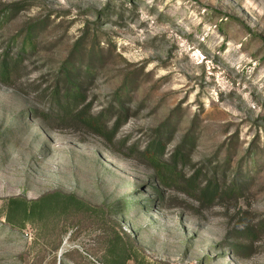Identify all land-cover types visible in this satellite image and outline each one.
Instances as JSON below:
<instances>
[{"label": "rangeland", "instance_id": "374dc122", "mask_svg": "<svg viewBox=\"0 0 264 264\" xmlns=\"http://www.w3.org/2000/svg\"><path fill=\"white\" fill-rule=\"evenodd\" d=\"M4 59L0 264H264V0H0Z\"/></svg>", "mask_w": 264, "mask_h": 264}, {"label": "trees", "instance_id": "16d2710c", "mask_svg": "<svg viewBox=\"0 0 264 264\" xmlns=\"http://www.w3.org/2000/svg\"><path fill=\"white\" fill-rule=\"evenodd\" d=\"M11 62L7 61L6 59H4V61L2 62V64L0 65V73L2 76L7 77L8 72H9V67H10ZM82 95L80 94V90H75L73 92H68L66 93V95L64 96L63 100L61 103H63V105H59L62 108H68L69 110L73 109L76 107V104H78V101L80 100V97ZM88 106L85 107L84 109L78 111V113L76 115H74L75 118H79L82 122H85L88 125L94 126L98 131L101 130L100 128L102 127V122H101V118L102 116L99 115L97 117H93L90 114H88V112H86ZM119 122L116 124V127L118 126ZM159 148L160 146L157 144L155 145L154 150H156V156L155 158H153L154 160H156V158L158 157V155H160L161 153L159 152Z\"/></svg>", "mask_w": 264, "mask_h": 264}]
</instances>
